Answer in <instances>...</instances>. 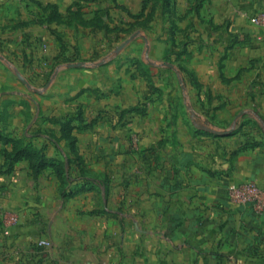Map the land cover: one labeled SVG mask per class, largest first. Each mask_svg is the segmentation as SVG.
<instances>
[{"label":"crops","instance_id":"crops-1","mask_svg":"<svg viewBox=\"0 0 264 264\" xmlns=\"http://www.w3.org/2000/svg\"><path fill=\"white\" fill-rule=\"evenodd\" d=\"M119 1L138 12L142 0ZM172 1L183 40L194 22V52L184 59L195 75L155 72L156 89L107 75L119 91L82 97L83 120L72 129L85 187L58 203L51 171L42 186L26 182L25 162L17 186L0 175V204L21 213L23 249L48 237L66 264H264V18L251 21L264 0H203L202 20L186 14L196 0ZM10 16L5 3L1 27ZM169 33L166 24L148 35L151 63L163 61ZM42 218L54 220L51 231L34 235Z\"/></svg>","mask_w":264,"mask_h":264},{"label":"rangeland","instance_id":"rangeland-1","mask_svg":"<svg viewBox=\"0 0 264 264\" xmlns=\"http://www.w3.org/2000/svg\"><path fill=\"white\" fill-rule=\"evenodd\" d=\"M5 3L11 16L8 25L0 26V73L6 72L3 82L0 78V175H11L10 185L17 186L14 172L25 162L30 176L26 182L42 186L41 175L51 171L56 175L60 203L85 187L79 181L82 156L72 129L73 122L83 120L82 97L119 91L120 81L108 82L107 75L140 77L152 89H156L155 72L195 75L184 59L194 52V22L187 25L183 40L179 25L183 14L172 0H142L138 12L119 0H0V13ZM205 4L193 1L186 14L202 20ZM263 18L264 11L251 21L257 25ZM166 24L169 48L159 56L163 61L151 63L152 37L148 35ZM231 24L220 21L216 27ZM260 38L264 43V34ZM233 42H239L237 35ZM218 68L224 76L225 64ZM0 183L5 182L0 179ZM6 186H0V200L5 199ZM18 213L16 206L6 209L0 204V264H66L65 250H56L48 237L23 249L26 243L19 238L23 232ZM42 219L34 235L47 236L51 231L49 222L54 224V220Z\"/></svg>","mask_w":264,"mask_h":264},{"label":"built area","instance_id":"built-area-1","mask_svg":"<svg viewBox=\"0 0 264 264\" xmlns=\"http://www.w3.org/2000/svg\"><path fill=\"white\" fill-rule=\"evenodd\" d=\"M237 190V188L236 187H233V191H236Z\"/></svg>","mask_w":264,"mask_h":264}]
</instances>
